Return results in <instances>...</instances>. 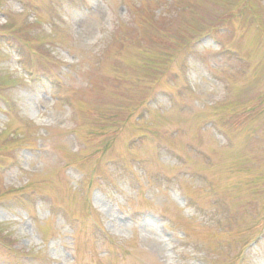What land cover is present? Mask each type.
<instances>
[{
  "label": "rangeland",
  "instance_id": "rangeland-1",
  "mask_svg": "<svg viewBox=\"0 0 264 264\" xmlns=\"http://www.w3.org/2000/svg\"><path fill=\"white\" fill-rule=\"evenodd\" d=\"M0 264H264V0H0Z\"/></svg>",
  "mask_w": 264,
  "mask_h": 264
}]
</instances>
